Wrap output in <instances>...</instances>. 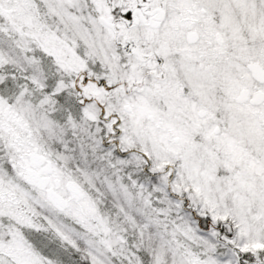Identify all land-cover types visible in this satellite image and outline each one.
<instances>
[{"label":"snow or ice","instance_id":"snow-or-ice-1","mask_svg":"<svg viewBox=\"0 0 264 264\" xmlns=\"http://www.w3.org/2000/svg\"><path fill=\"white\" fill-rule=\"evenodd\" d=\"M0 264H264V0H0Z\"/></svg>","mask_w":264,"mask_h":264}]
</instances>
